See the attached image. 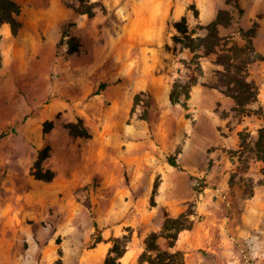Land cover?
I'll return each mask as SVG.
<instances>
[{"label":"rangeland","instance_id":"obj_1","mask_svg":"<svg viewBox=\"0 0 264 264\" xmlns=\"http://www.w3.org/2000/svg\"><path fill=\"white\" fill-rule=\"evenodd\" d=\"M16 1L18 32L0 27V264H105L115 245L137 264L146 239L190 211L176 243L187 264L197 250L182 234L204 222L216 245L227 210L229 264H264V163L237 151L264 125V60L248 69L260 113L234 111L211 86L213 57L175 27L210 23L227 0ZM240 3L221 33L243 45L239 27L255 30L264 56V0Z\"/></svg>","mask_w":264,"mask_h":264},{"label":"trees","instance_id":"obj_2","mask_svg":"<svg viewBox=\"0 0 264 264\" xmlns=\"http://www.w3.org/2000/svg\"><path fill=\"white\" fill-rule=\"evenodd\" d=\"M21 13L22 7L16 0H0V27L7 23L11 26L13 33L16 34L21 25L19 20ZM243 14L244 9L240 0H227L226 7L221 8L210 23L189 29L183 20L177 22L175 27L186 49L202 57H213V63L217 69H215L216 80L211 86L219 89L234 102V111L249 115L260 112L254 111L252 107L258 98V88L253 81L249 80L248 69L255 61L264 60V56L257 51L254 45L255 30L245 31L244 28L239 27L236 33L244 41L243 45L234 40L232 36L221 33V27L229 28ZM190 87L184 92L186 99L190 98ZM170 97L173 102L185 103L186 101L175 89L170 93ZM48 151L45 149L40 152L36 162L37 167H41L48 156ZM237 151L245 161L254 159L264 163V125L259 129L255 140L247 141L246 138L241 137ZM171 164L176 165L174 160H171ZM52 178L53 174H50L46 179L51 180ZM201 193V190H197L194 206ZM194 215L195 212L189 211L178 217L166 219L161 233L153 232L146 239L144 252L137 264H184L185 254L176 247V243L183 230L193 228L194 220L190 218ZM159 238H164L167 241L165 248L160 246ZM124 240L127 242L128 238L124 237ZM124 252L125 250H119L118 246L115 245L105 264H120L118 260Z\"/></svg>","mask_w":264,"mask_h":264},{"label":"crops","instance_id":"obj_3","mask_svg":"<svg viewBox=\"0 0 264 264\" xmlns=\"http://www.w3.org/2000/svg\"><path fill=\"white\" fill-rule=\"evenodd\" d=\"M217 69V66H216ZM208 80V78H207ZM196 91V90H195ZM222 95V94H220ZM223 96V95H222ZM229 98V97H228ZM201 211V210H200ZM202 212V211H201ZM212 212V211H210ZM204 213H208L203 211ZM220 214V213H218ZM221 216H218L216 218V223L217 226L219 227V237L216 239L218 243L215 245L216 240L213 241V245L209 244V240L206 239V235L204 234V228H205V223L204 222H199V224H196L194 229L188 232H185L181 236V241L182 239L186 238L187 239V246L186 248L188 249H195L197 252L193 253L191 251H188L186 260L187 264L192 257L195 258V263L194 264H229V260L232 259V249L229 248V245L232 244L229 235L226 234V232H229V211L227 210L225 213L221 212ZM205 215V214H204ZM208 215L207 217H209ZM199 235H201V238L199 242L195 239ZM206 249L208 251L207 255L202 254L200 250ZM234 255V254H233ZM189 257V258H188Z\"/></svg>","mask_w":264,"mask_h":264}]
</instances>
